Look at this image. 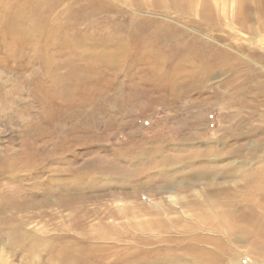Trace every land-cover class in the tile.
I'll list each match as a JSON object with an SVG mask.
<instances>
[{
  "label": "rangeland",
  "instance_id": "374dc122",
  "mask_svg": "<svg viewBox=\"0 0 264 264\" xmlns=\"http://www.w3.org/2000/svg\"><path fill=\"white\" fill-rule=\"evenodd\" d=\"M86 1L62 0L50 17L62 21L60 7L68 14ZM107 1L73 29L91 37V52L122 42L113 65L72 50L52 56L101 88L88 102L66 108L50 87L43 95L54 101L42 111L39 80L53 86L34 58L43 43L14 40L13 28L8 60L0 44V264H65L59 253L85 247L88 264H264V234L252 237L241 217L245 205L264 203V179L248 175H264V13L254 15V1L244 19L236 0L97 3ZM138 146H154L168 164L139 150L135 161L118 156ZM187 201L204 205L194 210ZM228 202L245 204L232 205L230 218ZM157 216L174 222L158 224Z\"/></svg>",
  "mask_w": 264,
  "mask_h": 264
},
{
  "label": "bare ground",
  "instance_id": "6f19581e",
  "mask_svg": "<svg viewBox=\"0 0 264 264\" xmlns=\"http://www.w3.org/2000/svg\"><path fill=\"white\" fill-rule=\"evenodd\" d=\"M97 1L98 0H87L83 4L82 3L79 4L74 11L68 12V14H67V10L72 9V8H68V6L60 7L62 10H64V15H66L65 18H62V21H63L62 22L56 16L50 17V14H52L54 9L58 5H60L62 0H0V27L2 26V29L0 30V40H1V36H2L3 40L5 39V41H2V42L0 41V44L2 43V45H4L3 47H5V50L3 48V54L2 55H5V57H3V58L8 60L9 55L13 54V52L9 49V43L7 41V36L8 35L12 36V34L14 32L13 28H15L14 40H18L19 37H21V41H24L23 44L25 43V40H30V41H26V42H30V43H32V45L35 43H43V46L40 49V54L35 55L34 58L35 59L37 58L38 61L41 63L42 68L44 70L43 73L45 74V76H47V78H49V79L50 78L52 79L53 82L51 85H53V86H48V85L44 84V82L41 81L42 79L39 80V84L37 85V87H38V93H40V95H41L40 104L43 105L41 107L42 111H44V110L46 111V109L49 108L48 103L54 101L52 98H48L47 95L46 96L43 95V93L44 92L46 93L50 87L54 89V94L56 93L55 94L56 96L59 93V95L61 97H65L64 104H66V106H67L66 108H70V107L72 108L74 105L82 104L83 102H86V101L88 102L91 100V98H90L91 95H97L101 92V88L92 87V84H91L92 78L89 79L88 77H86V75L84 77L80 78L78 76L79 73H76V72L74 73V71H73L74 66L71 64V62L67 63L65 65H62V64L58 63L56 60V62L52 63V60H53L52 56H57L58 52L60 54L64 51L72 50V51H74V53L76 55H99V58L104 59L105 64L108 63L109 65L110 64L113 65V61H114L115 57H112L110 55H122V52H118V50L121 49L123 46L122 42H117L114 46V48H116V50H114V48H113L112 50H110V52H108L105 49H101V48H98L97 51L92 50V52H91L90 49L87 47V45L84 43V41H88V40H85L86 38L90 40L88 42H91L92 41L91 37L86 36L85 39H82L81 37L77 36L74 33L73 23H76V20L85 19L88 13L99 12L100 8H98L96 5H99L101 7V9L108 7V1L106 3L102 2L101 5L99 3H97ZM182 1H183V5H185V3L189 4V2L190 3L194 2V0H182ZM253 1L257 4V8L254 9V15H257L256 17H260V15H262L260 13H264V0H236V6L237 7H235V13L237 12L240 17L242 16L241 19H244L243 18V16H245L244 8L246 9L247 6L249 4L251 5V2H253ZM162 2H166L165 4L170 5L169 3H175L177 1L176 0H162ZM251 7H252V5H251ZM257 9H258V11H257ZM263 16H264V14H263ZM22 22L24 23V25ZM8 23H10L11 25H8ZM25 25H27V28L25 27ZM42 27H44L43 32L41 30ZM133 36H137V35H133ZM34 37H38L39 39L42 40V42H37V40ZM30 43H27V44L30 45ZM100 44L104 45L103 42H100ZM33 49H35L34 46H33ZM59 49H60V51H59ZM48 50H51V51L48 52ZM137 50L134 52V58H137V55H138ZM127 55H129V54H127ZM0 60L2 61V59H0ZM16 60L17 61L18 60L23 61V57H19ZM135 62H136V60H135ZM130 63H133V62H130ZM133 65L134 64H131V65L128 64L129 67H133ZM115 66L116 65H114L112 67L117 69L118 66H116V67ZM20 68L24 69L25 65H21ZM59 68H62L64 71L66 70L65 75L61 71H59L60 70ZM150 69L151 70H150L149 76L151 79L149 78V80H150L149 82L146 79L145 82L150 84V86L152 88L151 90H154V64L151 65ZM134 74H135V72H134ZM199 78L205 80L207 78V74L206 73L201 74V75H199ZM62 79L67 80V82L69 84H67L66 87L61 86L62 89L60 88L61 89L60 90L58 88H59V85H60ZM95 80H96V78L93 79V81H95ZM46 81H47V79H46ZM158 81H156L157 84H158ZM164 84H167V83H164ZM158 85H162V84H158ZM174 86L175 85L173 83L172 87H174ZM170 91L172 92L171 93L172 100H175V97L178 96V94L176 93V91H174L171 88H170ZM73 92L75 94L72 95ZM75 97L78 98L77 102L75 100ZM40 114H41V111H40ZM184 141H188V140L186 139ZM136 148L137 147H135V149L134 148L132 149L130 147L128 149H125L124 152L119 151L118 156L120 157V159H122L124 161H135L137 158L141 157V156H138L140 154L136 152L139 150L142 155H149L151 157V158L148 157L150 159L149 161L153 162L154 161L153 156H156V155L160 156V154H161L160 151H159L160 154H158V151L156 152L154 150V146L151 147L150 149L146 148L144 146L143 147L141 146L138 149H136ZM161 152H162V150H161ZM197 152H196V154H194L195 157L198 156ZM118 156H117V158H118ZM142 158H143V156H142ZM190 158L193 159V155L191 156L189 154V157L187 160L188 162L191 161ZM167 159H170V158L167 156L161 155L160 158L156 162L157 166L159 164H160V166L164 165V164H168ZM186 159L187 158H185V160ZM188 162H186V163H188ZM7 166H8V164H7ZM158 167H155V168H158ZM165 168H166V166H165ZM205 171L206 170L202 171V173H205ZM250 172L248 175H249V179L251 180V182L256 181V182H259V185H260L261 179H264V175L261 174L260 170H254V171L251 170ZM131 178H133L134 180L133 181L130 180L129 183L137 182L135 180L137 178V175L132 176ZM169 180L170 179L167 178L163 182L164 186H166V185L168 186L166 188L170 187L169 184H171L172 180L171 181H169ZM161 181H163V180H161ZM255 185H258V184H255ZM161 186H162V184H161ZM252 186H253L252 184L249 185V187H252ZM172 187H173V185H172ZM172 192H174V190ZM175 192H176V190H175ZM262 199L264 202V197H262ZM214 200H216V199H214ZM228 203L225 204V206L227 208L226 216L230 217V218L232 217L230 214V209H232L233 206L236 207L238 205L245 204V203H241V204L233 205L230 202H228ZM256 203H259L257 205V209H255L256 207L253 205H245L244 209L246 210V212L241 214V217L244 220H246V223L250 224L252 227V230L249 233L252 237H256L257 235L264 234V206H263L264 203L258 202L257 200H256ZM0 204H2V202ZM201 205H204V203H201L199 201H187L185 203V206L190 207L191 209H194V210L200 209ZM155 206L160 207L161 205L159 204V206L158 205H155ZM243 206L244 205H242V208H243ZM137 208H138V206L134 207L133 209H131V208L127 209V210L125 209L126 212L124 210L121 212H117V213L115 212L114 215L118 217V216H121L122 214L126 215V213L133 214L135 212V210H137ZM154 221L158 224H162V223L166 222L167 225H169V222H172V221L174 222V220H171L169 218H162V217H158V216L154 219ZM187 225L188 224H182L184 229H185V226H187ZM217 242H219V241H216V243ZM91 250H93V249H91ZM63 251L65 253H62V254L59 253L58 257L63 258L62 260L70 259L69 262H67V263L64 262L65 264H88L93 260V257L89 254V250H86V247H85V249H79L77 252L75 251V253L70 252L67 254V250H63ZM101 257L99 258V260H101Z\"/></svg>",
  "mask_w": 264,
  "mask_h": 264
},
{
  "label": "crops",
  "instance_id": "0c3cea01",
  "mask_svg": "<svg viewBox=\"0 0 264 264\" xmlns=\"http://www.w3.org/2000/svg\"><path fill=\"white\" fill-rule=\"evenodd\" d=\"M16 45V44H15ZM27 47H28V45H25L24 47H23V50H25V48L27 49ZM28 51L30 52V50L28 49ZM23 52V51H22Z\"/></svg>",
  "mask_w": 264,
  "mask_h": 264
}]
</instances>
